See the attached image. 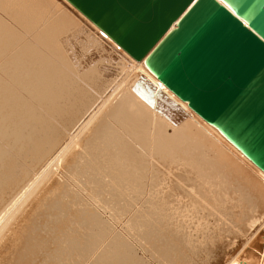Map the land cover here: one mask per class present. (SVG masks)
Returning a JSON list of instances; mask_svg holds the SVG:
<instances>
[{"label":"bare ground","instance_id":"1","mask_svg":"<svg viewBox=\"0 0 264 264\" xmlns=\"http://www.w3.org/2000/svg\"><path fill=\"white\" fill-rule=\"evenodd\" d=\"M47 3H49V8L45 7L44 11L46 13L47 9L52 11L48 12V17L43 20L39 28H35L40 32L38 36H35L34 32L24 37L25 40H30L31 44L34 43L38 46L41 44L42 48L46 49L44 50L48 55L44 54L47 59L44 62L39 59L37 62L35 61L36 55L35 59H27L28 55L23 52L22 56L18 54L20 55L18 58L15 55V61L11 62V66H7V71L5 70L7 74L10 70V73L14 74L16 82H14L15 84L11 82V85L23 95V100L19 99V93L11 92L7 87L5 90L1 82L4 79L8 82V76L1 74L3 70L0 69V77L4 78L0 79V175H9L10 178V174L13 175L15 170L21 169L22 173L30 176L31 181L29 184L27 183L26 188L24 186L25 190L22 194L20 193V196L18 193L19 198L16 202L13 201L15 203L11 204L10 209L5 208V214H10L9 212L27 192H31L30 195L27 193L29 197L34 195L38 186H34V189L32 186L37 185L36 181L43 177L44 172L50 170V175L47 172L44 176H51V172L52 175H55L56 172L60 175L63 165H65L66 152L70 149L67 147V143L63 147L61 146L59 151L56 150L58 153L55 157L53 156L54 159L47 160L48 164L44 165L41 170L35 169L34 163L31 162H38V156L45 151H43L44 148H41L46 144L48 146L57 143L62 132H65L70 138L78 137L79 130L86 124L83 125L82 122V126L80 125L82 128L75 131L73 128L76 125L70 127L69 123L75 117L73 115L78 114L79 108L87 102L88 98L85 95L91 94L92 90L98 91L107 84V81H111L109 86L105 87V92L119 77L120 79L126 77L125 83L121 80L112 91L113 93H109L110 95L107 93L109 96L106 93L103 95L102 92H97L99 96L95 99V103L97 101L101 103L94 108L93 115L89 116L91 119L89 121L93 123L95 119V124L93 123L94 125L91 126L90 136H85L88 139L83 138V142L86 140L85 145L90 149L88 151L91 152L88 154L91 158L89 156L87 160V162L91 161V164L83 165L85 171L89 172L92 169L96 172V177L109 178L107 180L108 178L102 177L103 179L100 180H102V185L104 179L109 182L111 193L107 191L110 190L109 188L106 191L115 197H111L112 199L117 198L118 201L121 198L122 203L127 205L128 210L125 209L127 213L123 216L125 218L119 222L114 221L111 213L100 205L102 202L99 204L94 196L87 193L85 187L83 189L82 185L81 187L80 184L74 183L73 179L65 178L66 176L63 174V176L60 175V179H62L64 191L60 194L56 192L60 196L55 200L54 205L60 206L61 197H71L69 194L73 193L75 197L80 198L76 199L83 200L85 205L94 211L93 213L92 210L87 209V206L86 209L83 207L80 211L81 216L90 214L89 218L86 217L84 220H90L95 227H92L94 230L89 232V236L90 233L92 235L91 238H88L89 241L87 237L84 238V241L86 239V243H90V240L94 243L100 237L103 239L99 240L100 242L92 252L90 250V255L83 264L91 260V257L95 259L94 256H98L102 250L104 253L100 254L101 257L98 256L100 260L104 258L103 261H105V257L108 256V258L119 260L122 262L121 264H264V232L261 230L264 225V172L235 149L217 129L204 122L183 101L159 83L141 62L130 57L72 3L68 0H49ZM32 5L34 6V3ZM26 8L24 10L31 7ZM30 16L33 18L32 15ZM23 17L25 18V16ZM38 24H40V20ZM18 26H21L20 23ZM61 32L81 41L83 45L87 46L86 50L78 52L76 47H72L73 43H71V47H67L68 43H61L63 40L60 36L64 35ZM39 39L47 47H44ZM34 46L33 49L36 47ZM56 46H60L62 49L60 52L63 53L59 54V51H56L58 49ZM89 49L92 51L88 52ZM24 50H27L26 47ZM41 52L43 51L41 50ZM33 53L32 51V55ZM24 54L27 55L26 59ZM9 68L11 69L9 70ZM6 72L3 73L6 74ZM70 77L77 84L72 83ZM74 85L80 86V88L75 89ZM81 89L83 91L86 89L87 93ZM119 89L120 91L114 97L116 102L106 106V102L113 99L110 97L112 94L114 95L115 90ZM27 102H31L33 105L26 104ZM91 106L93 107V105ZM91 106L88 110L92 108ZM75 107H78V110ZM35 108L36 110L40 109L42 114L47 116L44 118L49 121L41 117V113L38 114L39 110L36 111ZM74 110L76 113L73 114L71 111ZM80 110L82 109L80 108ZM99 113L101 115L96 120ZM106 116L116 122L113 123L114 126L106 123ZM87 118L86 116L85 119ZM65 122H69L68 125ZM97 162L98 164L99 162L105 163V165H94ZM76 164L78 163L76 162ZM20 174L17 173L19 176ZM22 175L19 178H23ZM1 183L2 181L0 187ZM95 183L98 187L99 183ZM53 187L51 186V188ZM31 189L32 191H30ZM102 189L100 187L98 190L102 191ZM7 194L9 193L7 192ZM10 194L12 193L10 192ZM119 203L121 202L119 201ZM119 203H117L118 206ZM249 208L250 210L259 209L261 213L258 211L259 215L245 218V213ZM51 209L53 208L51 207ZM86 212L88 214L85 215ZM1 215V217L4 216ZM33 221L34 218L27 219V223H32L34 228ZM104 222L116 223L115 226H110L112 229L108 234ZM23 224L20 226L23 227ZM90 228L89 230H91ZM22 231L24 232V229ZM137 233L141 234L143 237H140L144 240H148L151 244L149 246L155 252L148 249V244L146 245V242L144 243ZM15 237H13L16 239L13 243L16 247L13 251L16 253L14 264L34 263L35 260L31 257L40 246L39 242L43 241L35 239V236L22 239ZM78 241L79 239L76 238L70 239L72 242L70 250L87 252L93 247L91 245L79 246ZM16 242L19 244L16 245ZM13 244L10 245L12 248ZM249 244L250 248H246ZM106 246L107 249L104 250L103 248ZM3 253L5 252L3 251ZM78 253L80 254V252ZM3 260H5L4 257ZM92 262L90 263L92 264ZM113 262L109 260V264ZM104 263L106 264V262Z\"/></svg>","mask_w":264,"mask_h":264},{"label":"water","instance_id":"2","mask_svg":"<svg viewBox=\"0 0 264 264\" xmlns=\"http://www.w3.org/2000/svg\"><path fill=\"white\" fill-rule=\"evenodd\" d=\"M68 1L264 172V0Z\"/></svg>","mask_w":264,"mask_h":264},{"label":"rangeland","instance_id":"3","mask_svg":"<svg viewBox=\"0 0 264 264\" xmlns=\"http://www.w3.org/2000/svg\"><path fill=\"white\" fill-rule=\"evenodd\" d=\"M52 10H50L49 11V13L51 12ZM64 35H65V33H64ZM60 36V38L62 37V40H63V42H61V43H68L67 45V47H71L72 45H71V43H73V45L74 46H72V47H76V50L78 51V52H84V50H86V48H87V46H85V45H83V43L81 42V41H78L77 39H73V37L72 36H68V34H66L65 36ZM67 37V38H66ZM68 37H69V39H68ZM66 38V39H65ZM67 40V41H66ZM73 42H72V41ZM75 42H76V44H75ZM80 42V43H79ZM70 45V46H69ZM84 46V47H83ZM92 51V49H89V51L88 52H91ZM82 54V53H81ZM126 77H124V79H120V77H119V79H117L116 80V82L114 81V83L108 88V90L106 91V94L108 93H111L114 89H115V87L118 85L117 83L118 82H121V80H123L124 81V83L126 82ZM109 82H111V81H107L106 83L107 84H105L104 86H102V88H101V90H103L105 87H107V85H108V83ZM123 83V84H124ZM124 85H126V84H124ZM109 86V85H108ZM122 87H123V85H122ZM116 92L114 93V95L112 94V96L110 97V98H112L113 97V99H111V101L109 100V102L107 103L106 102V106L109 104H113V103H115L116 101V99L114 100V97H115V94L117 95V93L120 91V89L119 90H115ZM113 93V92H112ZM107 94V96H109ZM120 96V95H119ZM95 99H96V96H95ZM113 101V102H112ZM115 101V102H114ZM98 103H100L99 101H97ZM95 103V105L96 104H98V103ZM112 102V103H111ZM95 105H93V106H95ZM105 105L103 106V108L105 107ZM94 108V107H93ZM91 108L88 110V111H86V113L87 112H90V113H87V119H85L86 121H88V122H86V121H83V125H85L83 128L81 127L82 126V124L80 123V120L82 119V118H85L86 116H84V115H82V117L75 123V121H72V122H66V124L68 125V123L69 124H71L70 126H72L74 123V125H78L77 127L76 126H74V130L76 131L77 129H80V127L82 128V129H80L79 131L80 132H78V139L76 138V137H73V138H70V136H67L66 135V133H64V132H62V134H61V137L59 138V140H58V142L57 143H55L54 145L52 144H50V145H48V146H46V145H44L41 149H43V151L45 150L46 151V153H45V151L43 152V153H41V155H42V159H41V155L40 156H38V159L37 160H41L40 162L38 161H35L36 163H38V164H36L35 162H31L33 165H35V169H38V171L39 170H41L42 169V167H44V165H46V164H48V161H50V160H53L54 159V157L56 156V153H58L57 151H59L62 147H63V145H65V143H67L68 144V148H70V149H68V148H66V149H68L67 151L70 153H68V152H66V160H65V165H63V169L61 170V173H60V175H65L64 177L65 178H69L70 180H72L74 183H77V184H80V186L82 185L83 186V189H84V187H85V189L87 190V193L89 194V195H91V196H94L95 197V199H97V202L100 204L101 202V204L100 205H102V207H104V209L107 211V212H109V213H111V215L113 216V218H114V221H116V222H119L120 220H123L125 217H123V216H125L126 215V211L128 210V208H126V206H125V204L124 203H122V201L119 199L118 201H117V198L116 199H112L114 196L113 195H110V191H111V188H109L110 186H109V182L108 181H105L108 177H105V176H101V177H96L95 175V173L96 172H94V170H92V169H90L89 170V172H88V170H86L85 171V169H84V164L86 163V164H88V165H90L91 164V161H89V162H87V160H88V157L90 156V155H88V154H90L91 152L90 151H88V150H90L89 149V147L87 146V145H85V141L83 142V140L86 138L85 136L87 135L88 137L90 136V134L92 133V127L91 126H93L94 124H95V119L93 120V123L91 122V121H89V120H91L90 118H89V116H90V114H91ZM100 113H102V112H100ZM97 114V116H96V120L99 118V116L101 115V114ZM80 115V116H81ZM79 116V117H80ZM84 116V117H83ZM107 118H105L106 119V123H108L109 125H112V126H114V124L113 123H116V122H114L112 119H111V117H109V116H106ZM74 120V119H73ZM110 120V121H109ZM82 121V120H81ZM86 122V123H85ZM88 123H89V125H88ZM112 123V124H111ZM80 124H81V126H80ZM93 124V125H92ZM76 127V128H75ZM74 130H73V132H74ZM89 134V135H88ZM81 137V138H80ZM88 137L86 138V139H88ZM75 138V139H74ZM84 138V139H83ZM82 140V141H81ZM78 142V143H77ZM62 146V147H61ZM84 147H87L88 149L86 150V148H84ZM49 148H50V150H49ZM66 149H65V151H66ZM72 149V150H71ZM48 150V151H47ZM57 150V151H56ZM71 151V152H70ZM68 153V154H67ZM68 155V156H67ZM92 155V154H91ZM54 156V157H53ZM39 157H40V159H39ZM84 158V159H83ZM86 158V159H85ZM90 158H91V156H90ZM48 160V161H47ZM76 160V161H75ZM78 160V161H77ZM90 160V159H89ZM70 162V163H69ZM76 162L79 164H76ZM85 164V165H86ZM69 165V166H68ZM94 165H97V166H104L105 165V163H102V162H99V164H98V162L97 163H94ZM80 166V167H79ZM77 169H76V168ZM83 167V168H82ZM83 169V170H82ZM17 170H19V171H17ZM17 170H15L14 171V174L12 175V174H10L11 176H10V178H9V175H7V176H3V175H0V182L2 181V183H1V187H0V205L1 206H3L4 204L7 206L8 205V203H9V205L6 207L5 205L3 206V207H1L0 208V217L2 216L1 214H3L4 216L3 217H1L0 218V261L2 262H0L1 264H6V262H7V264H14V262H15V260H16V253L15 252H13L14 251V249L16 248L15 246H14V244L13 243H15V240L16 239H14L13 237H17V239H22V238H24V237H27V238H31V236L32 237H34L35 239L37 238V239H40V240H42L43 242H39L40 243V246L38 247V249H37V251H35L36 253L35 254H33L32 255V259L33 260H35L34 261V263H32V264H83V262H85L86 261V259L88 258V255H90V250H91V252H92V250H94L95 249V247H97V245H98V243L101 241V239H103V238H99V240L97 239L94 243L90 240V243H86V239H85V241H84V238H86L87 237V240L89 241V239L88 238H91L92 237V235H91V233H90V236H89V232L91 231H93L94 230V226H93V224H91V222H90V220H84V218H89V216H90V214H88V212H86L85 213V215L86 214H88V215H86V216H81V210H82V208L83 209H86V206L87 205H85V203L83 202V200H78V199H80V198H78V197H75L74 195H73V193L72 194H69L71 197H66V198H62L61 197V204H60V206H56V205H54V202H55V200H57L58 199V197L60 196V195H58V194H56V192H58L59 194L60 193H62L63 191H64V188L62 187V179H60V175L56 172V174L55 175H52L53 173L51 172V176H48V175H50L49 174V171H46V172H44V174H47V172H48V175H45L44 176V174L42 175L43 177H41L40 179H38L37 181H36V184L37 185H33L32 186V189H34V186L36 187V186H38L35 190L36 191H34V195L33 196H30L29 197V195H30V193L29 192H27L25 195H26V198H24L25 197V195H24V197L22 198V199H20L21 201H19V202H21V203H17L15 206H14V210L12 209L11 210V212H9L10 214H8V213H6L5 214V212H6V209L8 210V209H10V206H11V204L13 205L15 202H16V200L19 198V196L22 194V192H24V186H25V188L27 187V185L29 184V182H31L30 181V176H28V175H26V174H24V172L22 173V170L21 169H17ZM21 170V171H20ZM91 171V172H90ZM21 173L20 174V176L19 175H17V173ZM98 173V172H97ZM99 173H101V171H99ZM22 174H24V175H22ZM73 174V175H72ZM90 174V175H89ZM21 175L22 176H24L23 178H19V177H21ZM62 175V176H63ZM53 176V177H52ZM8 177V178H7ZM11 177H13L12 179H11ZM47 177V178H46ZM49 177H51V178H49ZM106 178V179H104V181H105V184H104V181H103V185H102V180H100L101 178ZM6 178V179H5ZM19 179V181H18V179ZM26 178V179H25ZM80 178V179H79ZM102 178V179H103ZM2 179V180H1ZM9 179V180H8ZM16 179V180H15ZM84 179V180H83ZM91 179V180H90ZM94 179H96V180H94ZM98 179V180H97ZM23 180V181H22ZM25 180V181H24ZM40 180V181H39ZM46 180V181H45ZM76 180V181H75ZM107 180H109V178L107 179ZM4 181V182H3ZM13 181V182H12ZM16 181H18V182H16ZM39 181V182H38ZM42 181V182H41ZM57 181V182H56ZM60 181V182H59ZM94 181V182H93ZM101 181V182H100ZM5 182H6V184H5ZM10 182H12V183H10ZM17 184H16V183ZM20 182V183H19ZM95 182H97V183H99L98 184V187L96 186V183ZM107 182V183H106ZM28 183V184H27ZM84 183V184H83ZM19 184V185H18ZM39 184V185H38ZM4 185V186H3ZM7 185V186H6ZM21 185V186H20ZM41 185V186H40ZM102 185V186H101ZM18 187V188H14V187ZM51 186L53 187V188H51ZM81 186V187H82ZM107 187V188H103V189H105L104 191H103V189H102V187ZM3 187V188H2ZM7 187H8V189H7ZM100 187H101V189H102V191L100 192L98 189H100ZM51 188V189H50ZM55 188H56V190H55ZM98 188V189H97ZM110 189V190H107L108 192H110V193H108L107 191H106V189ZM7 189V190H6ZM21 189V190H20ZM23 189V190H22ZM32 189L30 190V191H32ZM46 189V190H45ZM52 189H53V191H52ZM63 189V190H62ZM4 190V191H3ZM6 190V191H5ZM12 190H13V192H12ZM15 190V191H14ZM18 190H19V192H18ZM39 190V191H38ZM97 190H98V192H97ZM5 192V193H4ZM7 192L9 193V194H7ZM10 192L12 193V194H10ZM52 192H54L53 194H52ZM71 192V191H70ZM69 192V193H70ZM17 195H16V194ZM18 193H19V196H18ZM21 193V194H20ZM36 193V194H35ZM45 193H46V196H45ZM101 193V194H100ZM7 194V195H6ZM47 194H50L49 196L47 195ZM56 194V195H55ZM11 195V196H10ZM12 195H14V196H12ZM43 195H44V197H43ZM72 195H73V197H72ZM15 196H17V197H15ZM29 197V198H28ZM35 197V198H34ZM93 197V198H94ZM112 197V198H111ZM6 198H7V200H6ZM15 198V200H13V199ZM27 198H28V200H29V202H28V200H27ZM76 198H78V199H76ZM115 198V197H114ZM3 199H4V201H3ZM12 199V200H11ZM54 199V200H53ZM65 199V200H64ZM112 199V200H111ZM10 201V202H7V201ZM31 200V201H30ZM44 202H43V201ZM113 200H116L115 202L113 201ZM13 201H15V202H13ZM75 201H77V202H75ZM83 203H82V202ZM107 201V202H106ZM110 201V202H109ZM119 201L124 205V210H123V205L121 204V203H119ZM11 202H13V203H11ZM78 202H79V204H78ZM114 202V203H113ZM119 203V206H118V204L117 203ZM23 203V204H22ZM47 203V204H46ZM62 203H64V204H62ZM74 203H76V204H74ZM26 204V205H25ZM78 204V205H77ZM36 205H39V206H36ZM81 205V206H80ZM104 205V206H103ZM20 206V208H18ZM36 206V207H35ZM106 206V207H105ZM121 206H122V208H121ZM27 207V208H26ZM51 207L53 208V209H51ZM70 207V208H69ZM6 208V209H5ZM3 209H5V210H3ZM23 209V210H22ZM40 209V210H39ZM56 209V210H55ZM87 209H90V210H92V212L94 213V211H93V209L92 208H90L89 206H87ZM125 209H126V211H125ZM46 210V211H45ZM109 210V211H108ZM116 210V211H115ZM3 211V212H2ZM5 211V212H4ZM35 211V212H34ZM41 211V212H40ZM261 213V210H250V208L246 211V216H245V218H248V217H253V216H256V215H259L260 213ZM28 212H31V213H33V214H31V213H28ZM114 212V213H113ZM124 212H125V214H124ZM15 213H16V215H15ZM44 213V214H43ZM116 213V214H115ZM12 214H13V217H12ZM31 214V215H30ZM124 214V215H123ZM6 215H8V216H6ZM29 215H30V217H29ZM34 215V216H33ZM44 215V216H43ZM50 215V216H49ZM72 215V216H71ZM74 215V216H73ZM92 215V214H91ZM98 215V214H97ZM11 216V217H10ZM26 216H28V217H26ZM38 216V217H37ZM99 216V215H98ZM16 217V218H15ZM67 217V218H66ZM81 217V218H80ZM82 217H83V220H82ZM4 218V219H3ZM14 220H13V219ZM28 218H34V221H33V223H34V228H33V226H32V223H30V222H28L27 223V219ZM123 218V219H122ZM3 219V220H2ZM46 219V220H45ZM20 220V221H19ZM45 220V221H44ZM39 221V222H38ZM245 221H246V219H245ZM12 222V223H11ZM37 222V223H36ZM78 222V223H77ZM23 223H25V224H23ZM27 223V224H26ZM67 223V224H66ZM105 223V222H104ZM8 224V225H7ZM11 224V225H10ZM21 224H23L24 226V228L22 227V226H20ZM112 222H106L105 223V225H106V228H107V234L110 232V230L112 229V227L113 226H115V224L113 223L112 225ZM38 225V226H37ZM90 225V227H88ZM5 226H7V227H5ZM60 226V227H59ZM110 226H112V227H110ZM30 227H32V228H30ZM40 227V228H39ZM92 227H94V228H92ZM2 228V229H1ZM5 228V229H4ZM20 228V229H19ZM24 229V232L22 231V229ZM38 228V229H37ZM82 228V229H81ZM88 228V229H87ZM89 228L91 229V230H89ZM57 229V230H56ZM93 229V230H92ZM16 230V231H15ZM19 230V231H18ZM42 230V231H41ZM5 231V232H4ZM10 231V232H9ZM14 231V232H13ZM39 231V232H38ZM16 232V233H15ZM17 232H18V234H17ZM20 232V233H19ZM79 232V233H78ZM87 232H88V235H87ZM3 233V234H2ZM14 233H15V235H14ZM107 234H105V235H107ZM8 235V236H7ZM18 235V236H17ZM69 235V236H68ZM71 235V236H70ZM80 235V236H79ZM113 235V234H112ZM137 235H139V237L141 236V234H139V233H137ZM3 236V237H2ZM12 236V237H11ZM11 237V238H10ZM15 237V238H16ZM76 238V239H79V246L80 245H82V246H84V245H86V247L87 246H89V245H91V249H88L87 250V252L85 251H78V250H70V246H71V244H72V242H70V239L71 238ZM141 237H143V236H141ZM140 237V238H141ZM156 237H159V236H157L156 235ZM69 238V239H68ZM11 239V240H10ZM14 239V240H13ZM66 239H68V241H66ZM109 239V238H108ZM143 239V240H142ZM141 240L149 247L148 249H152L149 245H151L149 242H148V240H144V238H141ZM8 241H13V242H8ZM18 241V240H17ZM33 241V240H32ZM85 242V243H84ZM92 243V244H91ZM96 243V244H95ZM5 244V245H4ZM9 244V245H8ZM13 244V248L10 246V245H12ZM17 244H19V242H16V245ZM70 244V245H69ZM69 245V246H68ZM5 246V247H4ZM9 246V247H8ZM42 246V247H41ZM4 247V248H3ZM3 248V249H2ZM9 248V249H8ZM10 248H12L11 250H10ZM18 248V247H17ZM40 249V250H39ZM104 250H106L107 249V246L105 247V248H103ZM3 251L5 252V253H3ZM11 253H10V252ZM150 251H153V252H155L153 249L152 250H150ZM9 252V253H8ZM43 252V253H42ZM78 252H80V254L78 253ZM82 253H84V255H82ZM89 253V254H88ZM102 253H104V251L102 250L101 252H100V254L102 255ZM5 256H4V255ZM46 254V255H45ZM51 254V255H50ZM66 254V255H65ZM99 254V255H100ZM98 255V256H99ZM101 255L99 256V257H101ZM98 256H94V258L95 259H93V257H91L92 259L91 260H89L86 264H91L90 262H92V260H93V262H92V264L94 263V264H98V263H100V264H105L104 262H106V264H109V260H110V262H113V261H115L116 259L114 258V259H111V258H108V256L107 257H105V261H103L104 260V258H102L103 260H100V258L98 257ZM3 257H4V259L5 260H3ZM45 257V258H44ZM2 258V259H1ZM44 258V259H43ZM51 258H52V260H51ZM99 259V260H98ZM49 260V261H48ZM95 260H97V261H95ZM4 261V262H3ZM96 263H95V262ZM98 262V263H97ZM121 264L122 262H120L119 260H116L115 262H113L112 264Z\"/></svg>","mask_w":264,"mask_h":264},{"label":"crops","instance_id":"4","mask_svg":"<svg viewBox=\"0 0 264 264\" xmlns=\"http://www.w3.org/2000/svg\"><path fill=\"white\" fill-rule=\"evenodd\" d=\"M16 2H17V0H15ZM15 1H13V0H0V69L1 70H3V71H1V74H3V75H7L6 77H7V79H8V82H7V80H5L4 78H2V77H0V79L2 78V79H4V81L2 80V82H1V80H0V82H1V84L4 86V88H5V90H6V87L7 88H9L10 89V91L11 92H15V93H19L18 92V90H16L15 89V87L13 86V85H11L12 83H14V82H16V79H15V76H14V74L13 73H10V69L11 68H9V70L10 71H8V74H7V66H9L10 64H12L14 61H15V59L16 58H18V57H20V55L22 56V54H23V52L24 53H26L27 55H25V59H26V56H27V59H35L36 57H35V55L37 56V58L35 59V61H39V59L41 60V61H43L44 62V60L45 59H47L46 58V56H45V54H46V52H45V48H42V46H41V44L38 46L37 44H34V43H32V44H34V45H32L31 44V41L30 40H25V38L24 37H26V35L27 34H33L34 32H35V36H38V33H40V32H38L37 31V29L39 28V26L41 25V23L43 22V20L45 19V18H47L48 17V12H49V9H47V13H46V11H44L46 8L45 7H47V8H49V3H47L49 0H41V2H40V0H26V1H22V0H18V2L16 3ZM21 1V2H20ZM30 1H31V3H30ZM37 1H39V2H37ZM46 2V3H44V2ZM12 2V3H11ZM37 2V3H36ZM26 3V4H25ZM34 3V6L32 5ZM42 3V4H41ZM44 3V4H43ZM15 4V6L13 7V5ZM16 4H17V6H16ZM24 4V5H23ZM36 4H37V7H36ZM48 4V5H47ZM20 5V6H19ZM23 5V6H22ZM27 5H29V6H27V8H29V7H31V8H29V9H27L26 8V6ZM42 6V8H41V6ZM19 6V7H18ZM40 6V7H39ZM16 7V8H15ZM20 7H21V9H20ZM34 7V8H33ZM36 7V8H35ZM22 8H23V11H22ZM27 9V10H24V9ZM39 8V9H38ZM41 8V9H40ZM30 9H32V10H30ZM34 9H36V10H34ZM20 10V11H19ZM28 10H30V11H28ZM33 10H34V12H33ZM18 11H19V13H18ZM22 11V12H21ZM36 11H38V12H36ZM41 11V12H40ZM42 11H44L43 13H42ZM21 12V13H20ZM26 12V13H25ZM30 12V13H29ZM33 12V13H32ZM36 12V13H35ZM28 13V14H27ZM32 13V14H31ZM34 13H35V15H34ZM43 14V16H41L42 14ZM38 14V15H37ZM47 14V15H46ZM16 15V16H15ZM19 15V16H18ZM21 15V16H20ZM30 15H32L33 16V18L35 19H33ZM40 15V16H39ZM23 16H25V18L23 17ZM30 16V17H29ZM8 17V18H7ZM28 17H29V19L31 20H29L28 19ZM40 17V18H39ZM42 17V18H41ZM21 18V19H20ZM24 19V20H23ZM40 20V24H38L39 23V20ZM14 20V21H13ZM33 20H34V24H33ZM36 20H37V22H36ZM16 21V22H15ZM26 21H27V23H26ZM29 21V22H28ZM20 23V25L21 26H18L19 25V23ZM24 22V23H23ZM17 23V24H16ZM26 23V24H25ZM30 23V24H29ZM35 23H36V26H35ZM33 24V25H32ZM17 25V26H16ZM29 25V26H28ZM30 26H32V27H30ZM22 29H21V28ZM38 27V28H37ZM31 28V29H30ZM35 28H37V29H35ZM23 30V31H22ZM34 30V31H33ZM11 31V32H10ZM29 31H31V33H28ZM37 31V32H36ZM61 33H63V32H61ZM24 34V35H23ZM64 34V33H63ZM62 34V35H63ZM12 36V37H11ZM1 38H2V40H1ZM15 40H14V39ZM7 39H8V41H7ZM10 39V40H9ZM19 39V40H18ZM2 41H3V43H2ZM28 41H30V42H28ZM39 41H41L40 39H39ZM6 42V43H5ZM8 42V43H7ZM27 43V44H26ZM40 43H42V41L40 42ZM8 44V45H7ZM31 44V45H30ZM43 45H44V43H42ZM33 46L35 47L34 49H33ZM6 47V48H5ZM25 47H26V51L24 50L23 51V49H25ZM44 47H47V45L45 44L44 45ZM56 47L59 49H56ZM55 47V49H56V51H59V54L60 53H63V52H60V51H62V49H61V47L59 46H56ZM28 48H29V50H28ZM22 49V50H21ZM36 49V50H35ZM45 49V50H44ZM55 49H53L52 48V50H55ZM22 52H21V51ZM35 50V51H34ZM41 50L43 51V52H41ZM21 53H20V52ZM32 51L34 52L33 53V55H32ZM55 51V52H56ZM4 52V53H3ZM31 52V53H30ZM11 53V54H10ZM28 53H30V54H28ZM45 53V54H44ZM57 54L56 55H58L59 56V54H58V52H56ZM18 54H20V55H18ZM3 55V56H2ZM5 55V56H4ZM15 55H16V58H15ZM18 55V56H17ZM29 55H30V57H29ZM31 55H32V57H31ZM44 55V56H43ZM46 55H48V54H46ZM42 56V57H41ZM35 57V58H34ZM15 58V59H14ZM44 58V59H43ZM14 59V60H13ZM38 59V60H37ZM12 62V63H11ZM46 63V62H45ZM11 66V65H10ZM6 70V71H5ZM6 72V74H4V73ZM71 78V77H70ZM69 78V79H70ZM72 79V78H71ZM71 79H70V81H71ZM10 80V81H9ZM6 81V82H5ZM12 82V83H11ZM74 81H73V79H72V83H73ZM7 83V84H6ZM5 84V85H4ZM15 84V83H14ZM74 84H77L76 82H74ZM110 83H108V85H109ZM108 85H107V87H108ZM78 87L80 88V86H75L74 85V87L73 88H75V89H78ZM20 88V87H19ZM8 89V90H9ZM22 89V88H21ZM106 88H104L103 90H101V89H99L98 91L99 92H102V94L104 95V93H106V91L104 92V90H105ZM65 90V89H64ZM82 90V89H81ZM17 91V92H16ZM66 91V90H65ZM65 91H63L62 90V92H65ZM83 91V90H82ZM98 91H93L92 90V92H91V94L89 93V95L87 96V95H85V97H87L88 98V100H87V102L85 103V105H83V107L81 106L80 108L82 109V110H80V108H79V111L77 112L78 114L76 115H73V116H75L74 118H72L70 121L72 122L73 121V119H74V121H75V123L82 117V115H84L85 113H86V111L88 110V108L91 106V105H95V104H93V103H95V95H96V98H97V96H99L98 95ZM83 92H85V93H87V90L85 89ZM98 92V93H97ZM21 93H19L18 94V97H19V99L20 100H23V95L21 94ZM93 94V95H92ZM107 95V94H106ZM106 95H105V97H106ZM22 97V99H21V97ZM89 96H90V98H89ZM24 99H26L27 100V98H25L24 97ZM26 100H24V102H26ZM27 101H29V100H27ZM89 101H90V103H89ZM42 102V101H41ZM29 103H31V102H29ZM28 102L26 103V104H29ZM38 103H40V102H38ZM43 103V102H42ZM41 103V104H42ZM101 103V102H100ZM100 103H98V104H100ZM98 104H96L95 106H93L94 108H96L97 106H98ZM30 105V104H29ZM31 105H33L32 103H31ZM90 105V106H89ZM35 106V105H34ZM108 106V105H107ZM36 107V106H35ZM92 107V106H91ZM91 108V115H93V110H95L94 108ZM38 109V108H37ZM75 109H77L78 110V107H75ZM87 109V110H86ZM35 110H36V108H35ZM39 110V111H38ZM38 110H36V111H38V114H39V112L41 113L40 115H41V117H45L46 115H44V113L42 114V111H40V109H38ZM73 114L74 113H76L75 112V110L74 111H71ZM80 113L82 114L81 116H80ZM54 114V113H53ZM72 116V117H73ZM80 116V117H79ZM47 117V116H46ZM45 117V118H46ZM44 118V119H45ZM75 118H77L76 120H75ZM86 118V117H85ZM85 118L84 119H82V121L80 122V123H82L84 120H85ZM60 119H62V118H60ZM45 120H48V119H45ZM63 120V119H62ZM61 120V121H62ZM49 121V120H48ZM69 121V122H70ZM66 123V122H65ZM74 123V124H75ZM73 124V125H74ZM72 125V126H73ZM79 125V124H78ZM77 125V126H78ZM81 125V124H80ZM76 126V127H77ZM69 127V126H68ZM71 127V126H70ZM69 127V128H70ZM65 133V132H64Z\"/></svg>","mask_w":264,"mask_h":264}]
</instances>
